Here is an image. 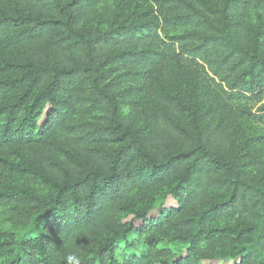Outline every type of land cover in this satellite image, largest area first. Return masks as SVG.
Returning a JSON list of instances; mask_svg holds the SVG:
<instances>
[{
	"label": "trees",
	"instance_id": "obj_1",
	"mask_svg": "<svg viewBox=\"0 0 264 264\" xmlns=\"http://www.w3.org/2000/svg\"><path fill=\"white\" fill-rule=\"evenodd\" d=\"M221 262L264 264V0H0V264Z\"/></svg>",
	"mask_w": 264,
	"mask_h": 264
},
{
	"label": "rangeland",
	"instance_id": "obj_2",
	"mask_svg": "<svg viewBox=\"0 0 264 264\" xmlns=\"http://www.w3.org/2000/svg\"><path fill=\"white\" fill-rule=\"evenodd\" d=\"M240 123H239V127L247 135L254 134V133L260 134L262 131V127L260 125H257L256 123H254L252 121L240 122ZM219 264H231V263H228V262L222 263L221 262Z\"/></svg>",
	"mask_w": 264,
	"mask_h": 264
}]
</instances>
